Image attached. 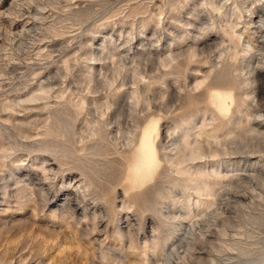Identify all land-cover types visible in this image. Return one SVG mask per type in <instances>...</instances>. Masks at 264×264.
Segmentation results:
<instances>
[{
	"label": "rangeland",
	"instance_id": "rangeland-1",
	"mask_svg": "<svg viewBox=\"0 0 264 264\" xmlns=\"http://www.w3.org/2000/svg\"><path fill=\"white\" fill-rule=\"evenodd\" d=\"M262 10L0 0V264H264ZM149 120L162 162L133 189ZM186 132L204 158L179 172Z\"/></svg>",
	"mask_w": 264,
	"mask_h": 264
},
{
	"label": "bare ground",
	"instance_id": "bare-ground-1",
	"mask_svg": "<svg viewBox=\"0 0 264 264\" xmlns=\"http://www.w3.org/2000/svg\"><path fill=\"white\" fill-rule=\"evenodd\" d=\"M261 16L262 17L264 16L263 10L261 12ZM261 76L264 78V73L261 74ZM214 89L217 90L216 88H214ZM225 90H226V88L223 91L220 90V91H213L212 92V90H211L210 92H212V93L210 94V98H211L212 104L215 107L212 109L213 110L215 109V111L217 110L221 114L227 115L231 112V105L233 104V102L235 104V101H234L235 98H234L232 93L226 92ZM234 95H235V93H234ZM208 98H209V96H208ZM213 116H215V115L213 114ZM215 118H216V116H215ZM202 133L203 132H198L196 134V136L193 138V140H191V139H189L190 135H188L186 132L185 134H183L184 142H179L180 140L178 141L177 146L174 149L175 154L170 155L168 153L167 154L165 153V157L168 161L173 162V163H175V161H176L177 165L179 167H181L180 170H178L179 172H182L184 170V169H182V167L185 168V166L187 164L190 165V163L192 164L193 162L204 158V154L201 151V148L199 146V144H200L199 137L202 135ZM141 134H142L141 139H140L139 145L137 146L138 147L137 167L132 172V174H130V175H132V178L131 177L129 178V179H132L134 181V182L132 181V183L135 184L134 187H133V184L132 185L130 184L133 187V189H138L139 188L138 185L142 184L145 180H148L153 175L155 176V173L158 171L159 166H160V161H161L159 158L160 156H158V154H159L158 153V146L156 143V140H157L158 136L160 135L159 134V123H158V121H156V120L150 121L147 125H145V128L143 129ZM160 145H161V143H160ZM133 158L135 159V155L133 156ZM134 164H136V161ZM194 167H196V166H194ZM190 170H192V168ZM193 184H192V186H193ZM195 185H196L195 186L196 188H194V189H198L196 191H199V192L204 191V193H202V194L210 195V188L211 187H209L208 184H206L205 189H201L202 188L201 185H203V184H201L200 181L197 182ZM135 186H136V188H135ZM187 188H188V186H187ZM202 204H205V203H202Z\"/></svg>",
	"mask_w": 264,
	"mask_h": 264
}]
</instances>
